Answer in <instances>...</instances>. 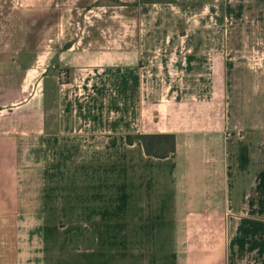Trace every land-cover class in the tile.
<instances>
[{"label": "crops", "instance_id": "1", "mask_svg": "<svg viewBox=\"0 0 264 264\" xmlns=\"http://www.w3.org/2000/svg\"><path fill=\"white\" fill-rule=\"evenodd\" d=\"M0 264H264V0H0Z\"/></svg>", "mask_w": 264, "mask_h": 264}, {"label": "trees", "instance_id": "2", "mask_svg": "<svg viewBox=\"0 0 264 264\" xmlns=\"http://www.w3.org/2000/svg\"><path fill=\"white\" fill-rule=\"evenodd\" d=\"M156 0H139V2H155ZM127 141H141L147 155L163 158L174 152L175 138L173 134H136L127 135Z\"/></svg>", "mask_w": 264, "mask_h": 264}, {"label": "rangeland", "instance_id": "3", "mask_svg": "<svg viewBox=\"0 0 264 264\" xmlns=\"http://www.w3.org/2000/svg\"><path fill=\"white\" fill-rule=\"evenodd\" d=\"M168 1V0H167ZM233 27L229 24V29L231 30ZM261 55V53H255V52H252L251 54H249L248 58H250L252 60V56H259ZM77 141L75 139H66L65 141H63V145L62 146H65V149H71L72 147H74V142ZM69 146V147H67ZM67 149V150H68ZM66 156H69L68 154H66ZM66 167H73V164H71V162H66ZM72 171V169H70ZM71 231H76V232H73L71 233ZM93 230L92 229H88V228H81V229H78V235H77V228H66L65 231H64V234H67L69 236V234H73V236L70 234V238L73 237L74 239L77 238L78 236V239H80V242H81V246H88L89 244H87V242L90 240V237H92L93 235ZM69 233V234H68ZM73 239V243H75L74 245L77 246V240H74Z\"/></svg>", "mask_w": 264, "mask_h": 264}]
</instances>
